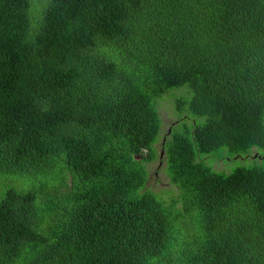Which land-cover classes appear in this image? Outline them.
I'll use <instances>...</instances> for the list:
<instances>
[{
    "label": "trees",
    "instance_id": "16d2710c",
    "mask_svg": "<svg viewBox=\"0 0 264 264\" xmlns=\"http://www.w3.org/2000/svg\"><path fill=\"white\" fill-rule=\"evenodd\" d=\"M262 160L264 0H0V264H264Z\"/></svg>",
    "mask_w": 264,
    "mask_h": 264
},
{
    "label": "rangeland",
    "instance_id": "374dc122",
    "mask_svg": "<svg viewBox=\"0 0 264 264\" xmlns=\"http://www.w3.org/2000/svg\"><path fill=\"white\" fill-rule=\"evenodd\" d=\"M165 105V103H164ZM170 105H167L166 107L163 106L162 108V121H163V130L164 131H168L171 124H172V117H171V113L172 110H170L169 112L167 111V109L169 108ZM226 156V155H225ZM251 162H249L248 160L245 161H237L232 167L231 170L232 171L235 167L237 166H241V165H249ZM258 164H261L264 166V160L262 161H257ZM224 164H216L215 168L218 170H222ZM3 177L0 178V196H3L6 189H5V181L2 180ZM150 183L149 185L152 187L153 190H155L158 193H163L165 192L166 194L164 195V197L168 196L167 194L170 192V188L168 187L167 184V179L163 176L162 172H158V164H153L151 166V175H150ZM161 180L160 182H158V180Z\"/></svg>",
    "mask_w": 264,
    "mask_h": 264
}]
</instances>
